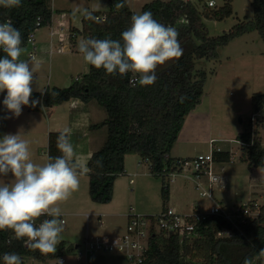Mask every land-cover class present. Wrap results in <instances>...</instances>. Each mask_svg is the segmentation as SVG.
I'll use <instances>...</instances> for the list:
<instances>
[{"label": "trees", "instance_id": "1", "mask_svg": "<svg viewBox=\"0 0 264 264\" xmlns=\"http://www.w3.org/2000/svg\"><path fill=\"white\" fill-rule=\"evenodd\" d=\"M232 1L225 0L221 7L205 5L204 10H199L191 0H151L142 6L141 12L151 11L156 20L177 29L181 47L190 44L189 50L173 63L158 66V79L153 85L132 87L130 79L135 74L109 75L104 69L89 65V71L69 86H47L43 95L41 91H33L30 99L39 98L43 108L79 98L86 102L96 100L106 110L107 117L91 126L94 129L107 127L105 143L88 161L89 194L93 201L109 203L113 199L115 181L125 173L126 155L136 154L149 164L152 175L163 178L162 198L163 207H166L170 179L167 180L164 169H177L176 159L180 157L171 156L172 148L186 117L201 103L204 94L207 72L196 68V59L217 58L220 46L255 29L264 40V0L252 1L254 15L251 20H242L221 35L209 33L204 17L215 20L229 17L233 13ZM108 2V10L94 12V15H106V23L97 24L82 17L80 32L84 39H103L108 34L112 39H120L121 32L129 27L135 13L127 1L123 0L121 9L114 7L117 0ZM53 13L48 0H22L19 8H0V22L13 21L14 27L21 31L24 48L38 21V28L52 26ZM70 32H76V28L70 27ZM3 55L0 51V57ZM182 95L186 97L183 103L179 102ZM253 100L257 111L260 110L264 105V93L255 94ZM29 108L43 109L40 104ZM58 134H49L48 154L53 157L61 154L56 146ZM237 140L246 143L241 146V159L248 167H264L263 141L258 135H252L250 120L244 131L237 134ZM213 153L217 161H229L232 154L229 150H214ZM97 160H102L103 167L97 166ZM261 210L258 218L249 219L238 227L222 217L211 216L202 223V237L181 239L177 234L154 233L141 264H243L245 257L252 258V264H261L263 258H258L256 253L264 249V204ZM221 230H230L232 235L217 236ZM8 238L9 230L0 231V264L6 252L19 253L23 264H27L26 258L46 261L62 257L69 250L65 241H61L54 253L43 254L25 247L22 240L12 236L8 241Z\"/></svg>", "mask_w": 264, "mask_h": 264}, {"label": "rangeland", "instance_id": "2", "mask_svg": "<svg viewBox=\"0 0 264 264\" xmlns=\"http://www.w3.org/2000/svg\"><path fill=\"white\" fill-rule=\"evenodd\" d=\"M149 1L151 0H130V8L135 14L142 13V6ZM191 1L199 10H204L209 0ZM252 1L233 0V13L223 20L204 17L203 21L209 33L214 36L221 35L228 32L234 24L242 20H251L254 15ZM94 2L98 9L108 10L110 7L107 0H55L54 7L56 8L53 10L58 15L60 13L58 10L62 8L61 12H64L69 18L71 16L72 24L81 27L82 16L79 14L73 16V10L78 6L88 8ZM215 2L217 7H221L224 5L225 0H215ZM48 3L50 4V0H48ZM48 27L38 28L39 32H36V39H38V35H42L46 38L45 40H49L48 32L50 28ZM64 31L66 32L68 29ZM56 40L57 38L55 42ZM37 46V61L40 67L36 73L38 79L32 85L33 91H44L48 85L69 86L76 76H82L89 71V64L84 62L82 54L71 57L66 53L51 52L50 47H41L40 49L39 42H37ZM189 47L190 44L183 46V52L188 51ZM24 49L25 51L20 57L22 60L29 59L28 48L24 47ZM175 60L168 61L165 64L173 63ZM196 68L207 72L202 104L200 103L201 105L199 104L200 106L198 105L186 117L187 122L182 135L194 114L202 106L207 107L211 119V132L208 139L210 137L215 138L217 146L231 151L234 156L233 160L220 161L217 164L219 167H224L223 173L227 178V182L225 188H216L215 196L228 207H238L252 199L264 203V167L250 169L248 163L241 159L242 145L237 141V134L244 131L245 125L250 120L249 118L257 112L253 96L264 93V40L256 29L246 32L233 38L228 44L220 46L217 58L196 59ZM5 95L6 92L0 93V137L4 134L21 132L22 138L29 141L33 161L38 164L45 163V154L49 153V134L54 132L53 128H50L51 130L48 133L46 132L47 117L45 114L49 112V108L29 110V106H23L22 114L18 118L5 119L6 116L10 115L3 105ZM103 110L105 115L106 111ZM258 112L259 116H256V133L254 135L262 138L264 145V105ZM105 128L107 129V127ZM208 141L206 143L200 141L191 144H177L175 152L181 155H196L201 151L205 153L209 151ZM130 158L132 169L127 170L126 174L119 175L115 181V183L117 182L115 196H118L119 206L112 212L122 211L127 214L139 213L144 215L159 213L164 208L162 198L163 178L140 174L143 171L149 172L147 166L149 164L142 163L138 166L136 163L141 159L140 156L131 155ZM184 173L190 175L192 171ZM130 178L134 179L133 183H130ZM166 178L167 180L170 179V177ZM171 178L172 180H169L171 196L166 203V207L170 205L179 211H189L193 207L192 204L208 207V199L199 194L192 179L184 174ZM11 182L9 177H0V184ZM75 194L74 192L66 202L59 205L65 207L63 208L66 214L63 216L65 220L64 231L60 236V241H65L66 246L69 248L66 253L62 254L65 262L60 263V257L49 258L46 261L26 258L27 264H76V245L78 244L83 248L87 227L90 234H95L94 231L101 229L102 226L112 231L116 228L110 235H120L124 228L126 231L127 220L123 216L103 215L101 217L103 222H101L99 215L95 214L90 216L88 224L86 216L76 217L68 214L69 211L76 209L88 213L100 212L99 206L101 205L91 199L86 184H84L83 192L77 202ZM88 257L85 258L86 264H89ZM121 262L118 264H130L127 257H123ZM253 264H256V262ZM261 264H264V258Z\"/></svg>", "mask_w": 264, "mask_h": 264}, {"label": "clouds", "instance_id": "3", "mask_svg": "<svg viewBox=\"0 0 264 264\" xmlns=\"http://www.w3.org/2000/svg\"><path fill=\"white\" fill-rule=\"evenodd\" d=\"M21 6L22 0H0L3 9ZM114 7L123 8V0H117ZM98 10L78 6L72 14L97 24L106 23V15H94ZM178 36L175 27L162 24L151 11H144L131 16L130 25L121 32L120 39H112L111 34L103 39L85 38L79 41L78 51L85 63L104 69L106 74L121 77L135 74L137 78L130 81L132 87L150 86L158 79V66L182 56ZM21 45V31L14 27L13 21L0 22V51L4 53L0 57V93L6 92L3 105L10 113L5 119L18 118L23 106L35 108L40 104L43 108L39 98L30 99L40 64L35 55L20 59L25 51ZM185 99L182 95L179 102ZM71 133L70 128L59 132L56 146L61 154L55 157L45 154L43 164L33 161L29 141L22 138L21 132L0 137V177L12 181L0 184V231L10 230L14 239L43 254L54 253L61 242L64 221L59 205L78 190L81 177L89 171L77 158L78 145L73 143ZM96 164L103 167L102 160ZM41 217L49 218L37 223ZM256 256L264 258V249ZM2 261L23 264L20 254L14 252L4 253ZM243 264H252V258L245 257Z\"/></svg>", "mask_w": 264, "mask_h": 264}, {"label": "built area", "instance_id": "4", "mask_svg": "<svg viewBox=\"0 0 264 264\" xmlns=\"http://www.w3.org/2000/svg\"><path fill=\"white\" fill-rule=\"evenodd\" d=\"M206 5L208 7H215L216 2L215 0H209ZM64 15V13L61 14V16ZM58 23L63 29L64 22L59 21ZM39 25L40 22L38 21L36 28L28 35L25 48H28L29 58L32 55L37 57L38 46L36 31ZM62 50L63 46L58 48V51ZM136 78V75H133L130 80L132 81ZM80 79V75L76 76V80ZM258 111L250 117L252 135L254 137L256 116H259ZM215 142L216 139H210V149L208 152L176 159L177 169L175 171H165L164 169V172L167 173L170 180H172L171 177L179 174H184L186 177L192 179L195 182V188L198 190L199 194L203 198L208 199V207L195 206L189 212H178L176 209L167 206L159 213L152 215L129 213L126 231L123 234H104L95 237H89L87 235L84 240L85 244L83 248L79 245L76 246V264H86L84 259L88 254L94 252L123 254L128 258L130 264H141L144 260L145 251L149 245L150 236L154 233H162L164 235L177 234L181 239L202 237V223L211 216L222 217L236 227L241 223H246L249 219L258 218L262 214L261 206L263 204L255 200H249L238 207H228L215 196L216 188L224 186L225 184L224 167L217 166L220 161L215 159L213 153L214 150L221 151L222 149L216 146ZM238 142L241 145H246L243 141L238 140ZM231 159H234L233 153L230 156V160ZM186 171H192V173H190V175L185 174L184 172ZM133 182L134 179L131 178L130 183ZM45 218L49 217H41L37 223ZM62 220L65 221L64 218H62ZM13 235L14 234L9 230L8 241L11 240ZM230 235H232L230 230H221L217 232V236ZM59 262H65L64 257H60Z\"/></svg>", "mask_w": 264, "mask_h": 264}, {"label": "crops", "instance_id": "5", "mask_svg": "<svg viewBox=\"0 0 264 264\" xmlns=\"http://www.w3.org/2000/svg\"><path fill=\"white\" fill-rule=\"evenodd\" d=\"M126 1L130 6V2H129L130 0H126ZM50 6L52 9L56 8V7H54L55 6V0H50ZM97 8L98 7L95 4V2L93 3V5L88 7L89 10H93V9H97ZM63 10H65V9H63ZM99 10H103V9H99ZM58 11L60 12L58 15H56L57 13H55V12L53 13L52 26L48 27V28H50V30L48 32L49 33V36H48L49 40H45L46 39L45 37H43L42 35H38L37 42H39V45H40L39 48L41 49V47H44V48L50 47L51 52L56 51L57 53H66L68 56H71V57L75 56V55H79L80 54L78 51L79 38H80V40L84 39L83 35L80 32V30L82 28V23H81V27L75 26L72 24L71 16H70V18L67 17L66 15L61 16V14L64 13V12H61L62 8H60V10H58ZM59 21L64 22V28L63 29L61 26H59V23H58ZM81 22H82V19H81ZM70 27H75L76 32L71 34ZM65 29H68V31L65 32L64 31ZM36 32H39V30ZM60 34L62 35V40H61ZM70 34L72 36H70ZM56 38H57V40L55 42ZM61 46H63V50L58 51V48ZM48 86H50V85H48ZM52 86H54V85H52ZM44 108H49L48 109L49 112L47 114H45V116L47 117L46 118L47 119V130H46V132L48 133L49 130H51L50 128H53L54 132H60L64 128H70L72 130V133H71L72 141L74 144L78 145V157L77 158L80 160L81 163H83L87 167L91 154L94 151L101 148L103 146V144L105 143L106 138H107V129L105 127L94 129L91 126L95 123H98V122L104 120L107 112H105V115H104V112H103L104 108H102V106L96 100H91V101L86 102V101H83L79 98H72L68 101L61 103V104L54 105L52 107H44ZM29 110H30V108H29ZM208 114H209V109L207 107L202 106V108L194 114L191 121L188 123L187 129L185 130L184 134L182 135L187 120L185 121V123H184V125H183V127H182V129L178 135V139H177L174 147L172 148L171 156H173V157L194 156V154L181 155L179 153H176L175 147L177 144H185V143L191 144V143H198L200 141L202 143H206L207 140L210 141V139H215L213 137H210L208 139V136L211 132V119H210ZM99 130H100V132H99ZM209 141H208V143H209ZM215 145H216V142H215ZM209 149H210V145H209ZM222 150H224V149H222ZM201 153H202V151H201ZM131 155L139 157L136 154L126 155V158H125V174L132 169L131 162H130ZM142 163H146V162H142L141 159H139L136 164L138 166H140V165H142ZM147 166H148V171H149V165H147ZM140 174L148 175V176L152 175L150 173V171L149 172L143 171L142 173L140 172ZM226 180H227V178L225 176L224 186H219V187L225 188L226 182H227ZM84 184H86V186L89 190L88 172L86 175L81 177L79 188L77 191H75L76 202L78 201L79 197L81 196V194L83 192ZM115 187H117V182L114 184L113 199L109 203H100L99 204V205H101V206H99L100 212L88 213V212L80 211V209H76L73 211H69L68 214H72L76 217L77 216H83V217L86 216L88 224L90 222V220H89L90 216L95 215V214L99 215L101 222H103V220L101 219V217L103 215H105V216H123V217H126V220L128 222V214L126 212H122V211L121 212H118V211L112 212L113 210H115L119 206L118 196H115ZM170 196H171V191H170ZM169 199H170V197H169ZM252 200L257 201L260 204H264V203L259 202L257 199H252ZM192 206L193 207H191L189 211H191L195 207V205H193V204H192ZM63 207L64 206H60L62 213H63L61 219L63 218L64 215H66L64 212L65 207L64 208ZM107 207H110V208H107ZM170 207H172V206H170ZM177 211L178 212H189V211H179V210H177ZM115 230H116V228H115ZM115 230L112 231L111 229L105 228V226H102L101 229L94 231L95 234H90V230L87 227L85 238L87 235L89 237H95V236L104 235V234L110 235ZM124 232H125V228H124V230H122V232L120 234H123ZM88 256L87 257H88L89 264H118V263H122L121 260L123 259V257H126L123 254H110V253H101V252L100 253H92V254H89ZM87 257H86V259H87Z\"/></svg>", "mask_w": 264, "mask_h": 264}, {"label": "water", "instance_id": "6", "mask_svg": "<svg viewBox=\"0 0 264 264\" xmlns=\"http://www.w3.org/2000/svg\"><path fill=\"white\" fill-rule=\"evenodd\" d=\"M242 120V119H241Z\"/></svg>", "mask_w": 264, "mask_h": 264}]
</instances>
